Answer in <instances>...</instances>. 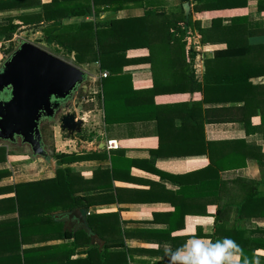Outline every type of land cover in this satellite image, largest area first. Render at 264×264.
Returning a JSON list of instances; mask_svg holds the SVG:
<instances>
[{"label":"crops","instance_id":"crops-1","mask_svg":"<svg viewBox=\"0 0 264 264\" xmlns=\"http://www.w3.org/2000/svg\"><path fill=\"white\" fill-rule=\"evenodd\" d=\"M50 1L33 0L25 6L0 9V25L7 24L11 16L40 13L42 4ZM256 3L257 0H249L245 10L199 14L201 23L208 26L211 17L221 15L223 23L228 24L232 14L246 12L250 27H264V11H258ZM153 6L163 7L170 13L180 8L179 0H154ZM143 12L141 7H131L113 15L129 17ZM108 14L100 12L94 17L101 19ZM81 19L77 15L63 22L77 23ZM41 29L23 26L19 31L29 30L34 35L42 33ZM6 42L0 35V44ZM250 42H264V35L253 37ZM207 51L211 47L207 46ZM126 53L144 55L147 50ZM73 59L69 55L64 60L74 64ZM198 65L202 67L201 63ZM97 66L98 70L90 73L95 78L100 70ZM124 71L130 74L133 88H151L153 81L148 66L134 65ZM101 79L98 78L99 86ZM201 98L198 93L160 92L154 96L157 111L151 105L148 119L124 123H105L100 106L98 114L102 122L90 126V119L98 114L91 108L83 110L79 103L85 117L83 131L89 126L91 129L85 134L92 136L67 138L62 131L59 137V130L54 128L60 143L56 144L57 149L50 150L105 155L80 158L67 164L54 160L53 169L43 158L32 156L30 150L27 156L11 149L21 147L0 144V157L4 156L0 160V221L8 226L18 219L17 210L11 211L14 209L11 198L4 199L15 195V183L50 178L57 166H63L77 173L76 195L87 196L86 210L93 215L91 220L88 221L84 209H76L84 214L88 228L103 244L106 236L121 235L131 248L129 264H169L165 250L183 245L193 235L213 242L230 238L242 248L243 254L250 255L252 264L256 260L264 264V116L253 115L247 125L239 121L205 122L202 115L206 108L234 107L243 102L203 103L196 110L180 107V103ZM107 140H115L117 147L107 149ZM29 204L31 208L39 206V214L36 210L29 211L31 219L18 233V239L25 240L22 247L29 248L25 253L27 264H101L99 252L103 245L91 242L87 231L76 227L75 220L67 222L65 217H59V213L66 211L50 213L52 220L60 223L57 225L48 217L51 202L46 196ZM110 214H117L118 218ZM117 219L120 232L110 233V226L116 227ZM106 224L108 232H105ZM61 231L72 234L62 239L58 237ZM90 245H96L97 251L91 250Z\"/></svg>","mask_w":264,"mask_h":264},{"label":"trees","instance_id":"trees-1","mask_svg":"<svg viewBox=\"0 0 264 264\" xmlns=\"http://www.w3.org/2000/svg\"><path fill=\"white\" fill-rule=\"evenodd\" d=\"M32 2L33 0H0V9L25 6ZM153 2L154 0H51L42 4L40 13L9 17L7 24L0 25V35L3 41L12 42L14 34L23 26L41 27L43 40L49 45L57 46L67 56H73L74 64L98 62L100 70L108 72L101 79L98 92L105 123L148 119L151 105L157 111L154 96L160 92L202 95L200 100L180 103L182 109L190 106V109L196 110L203 103L243 102L234 107L206 108L202 115L205 122L239 121L247 125L255 114H260L262 118L264 42L252 43L250 39L264 35V27H250L246 12L232 14L228 24L223 23L221 15L213 16L208 26L202 25L199 16L213 10H245L248 9L249 0H179L180 8L175 13L153 6ZM131 7H141L144 12L142 15L129 17L113 15L118 10ZM256 9L264 11V0H257ZM100 12L112 15L96 19L94 16H98ZM77 15L82 16L79 22H63L66 18ZM207 46L211 47V51L205 52ZM13 49L9 47L6 52ZM136 49H146L147 53L134 56L126 53ZM199 63L202 64V72L197 70ZM139 64L150 68L153 81L151 88H133L130 74L124 71L126 67ZM258 78L261 80L253 81ZM87 82L88 79L84 81V85ZM84 96L82 90L78 99L82 100ZM79 135L84 138L92 136L86 135L85 131ZM51 152L53 160H61L63 164L80 158L105 155L94 152L78 155L55 149H51ZM54 171V176L50 178L15 183V195L4 198H11L13 201L14 209L11 211L17 210L18 219L8 226L0 221V264H27L25 253L29 248L22 247L25 240L21 238L20 241L18 233L29 223V211L36 210V214H39V206L31 208L29 201H40L46 196L51 202L48 217L58 210L70 211L79 207L85 210L88 221L91 220L93 215L87 214L86 210L87 196L76 195L77 173L63 166H57ZM110 215L118 218L117 214ZM50 219L52 220L51 217ZM52 221L60 225L57 221ZM105 226V232H108L107 224ZM115 226H110V233L120 232L118 219ZM71 234L72 232L61 231L58 237L65 239ZM105 239L99 252L101 264H129L128 252L131 248L126 246L124 238L115 235L110 238L106 236ZM90 248L97 251L96 245H90ZM111 248L118 249L109 251ZM245 258L252 264L250 255L246 254L240 257V264H243Z\"/></svg>","mask_w":264,"mask_h":264},{"label":"water","instance_id":"water-1","mask_svg":"<svg viewBox=\"0 0 264 264\" xmlns=\"http://www.w3.org/2000/svg\"><path fill=\"white\" fill-rule=\"evenodd\" d=\"M86 79V72L79 66L18 39V45L0 65V144L19 140L32 156L43 158L53 169L52 153L41 128L49 122L67 138L83 132L82 108L74 107ZM58 215L67 222L75 220L76 227L86 230L91 242L103 245L86 225L80 209Z\"/></svg>","mask_w":264,"mask_h":264},{"label":"clouds","instance_id":"clouds-1","mask_svg":"<svg viewBox=\"0 0 264 264\" xmlns=\"http://www.w3.org/2000/svg\"><path fill=\"white\" fill-rule=\"evenodd\" d=\"M165 254L169 258V264H239L243 250L230 238L217 239L213 242L211 239L193 235L175 249L169 246ZM243 264L250 262L245 258ZM255 264H259V260H256Z\"/></svg>","mask_w":264,"mask_h":264},{"label":"rangeland","instance_id":"rangeland-1","mask_svg":"<svg viewBox=\"0 0 264 264\" xmlns=\"http://www.w3.org/2000/svg\"><path fill=\"white\" fill-rule=\"evenodd\" d=\"M18 39L31 42V43L45 49L49 53H52V54L59 56L61 58L63 57V59H65V58L67 59V55L64 54L61 49L57 48V46H55V45L53 46V44L49 45L43 40V34L42 33H37V34L33 35V33L29 30L24 31V32H23V30L18 31L15 35V38H13L12 42L7 41L4 44H0V54L7 53L6 49L9 47H13V48L16 47L18 45ZM96 65H98V64H96V62H95L93 64H90L89 66L80 65V64H78L77 66L86 70L88 73H91V72L98 70L96 68ZM201 69H202L201 65H198V71H201ZM87 79H88V82L85 83V85H83V87H82V90H83L85 96H84V99H82L80 101V104H81L83 110H86L87 107H90L92 110H94V113L98 114L99 109H100V99H99V93H98L100 91V86L98 83V78L95 81H93L89 77ZM85 99H89V100L87 101ZM91 99H92V101H91ZM91 119H92V121H91ZM91 119H90L89 126L96 124V123H99V125H100V123L102 122V117L100 114H98L97 117L93 116ZM89 126H87V128H85V131H89L91 129ZM54 128H57V127L50 125L44 129V135H45V138H46V141L48 143L49 148H51V147L56 148V144L60 143L59 137H61L63 135L62 134L63 132L59 128H57V131L59 130L58 131L59 137L56 138V135L58 134V132L56 133V130ZM96 129H97V127L94 130H96ZM11 149L15 153H19L22 155L28 156V154H29V149L27 147L11 148ZM50 167H51V164H50Z\"/></svg>","mask_w":264,"mask_h":264},{"label":"built area","instance_id":"built-area-1","mask_svg":"<svg viewBox=\"0 0 264 264\" xmlns=\"http://www.w3.org/2000/svg\"><path fill=\"white\" fill-rule=\"evenodd\" d=\"M11 53L10 52H7V53H3V54H0V65L3 63L4 59L6 58L7 55H9ZM96 64H98V67H99V63L96 62ZM84 70V69H83ZM86 72V75H87V78H91L93 81H95L97 78H104L107 76L108 72L106 70H99L98 72V77L95 78L94 75L88 73L86 70H84ZM85 100H89V99H85ZM81 101V100H80ZM80 103V102H79ZM77 103L74 107V109H77V105L79 104ZM81 107V106H80ZM78 112V111H77ZM80 114V113H79ZM81 115V119H83V121L85 122V117L83 116V113L80 114ZM106 147L107 149H111V148H116L117 147V143L115 140H107L106 141Z\"/></svg>","mask_w":264,"mask_h":264},{"label":"flooded vegetation","instance_id":"flooded-vegetation-1","mask_svg":"<svg viewBox=\"0 0 264 264\" xmlns=\"http://www.w3.org/2000/svg\"><path fill=\"white\" fill-rule=\"evenodd\" d=\"M84 85V84H83ZM83 87V86H82ZM82 91V88H81V90L79 91V93ZM79 101H80V99H79ZM79 103V102H78ZM77 106H79V104L77 105ZM49 122H45L44 124H43V126H42V128H41V131H42V135H43V138H44V142L48 145V143H47V141H46V138H45V135H44V129H45V127H48L49 126ZM9 146H11V147H24L23 145H21V142L19 141V140H15L14 142H12V143H9L8 144Z\"/></svg>","mask_w":264,"mask_h":264}]
</instances>
